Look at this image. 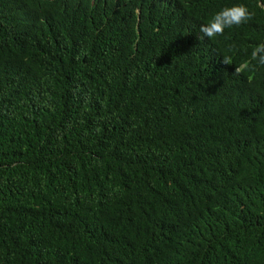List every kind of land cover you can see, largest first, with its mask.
Instances as JSON below:
<instances>
[{
  "label": "trees",
  "instance_id": "1",
  "mask_svg": "<svg viewBox=\"0 0 264 264\" xmlns=\"http://www.w3.org/2000/svg\"><path fill=\"white\" fill-rule=\"evenodd\" d=\"M262 43L264 0H0V264H264Z\"/></svg>",
  "mask_w": 264,
  "mask_h": 264
},
{
  "label": "clouds",
  "instance_id": "2",
  "mask_svg": "<svg viewBox=\"0 0 264 264\" xmlns=\"http://www.w3.org/2000/svg\"><path fill=\"white\" fill-rule=\"evenodd\" d=\"M253 14L249 12L245 5H233L224 7L215 13L207 24H202L199 32L202 34L201 39H212L216 36L223 35L226 28L239 26L252 19ZM252 59L256 60L259 65L264 66V43L257 45L252 52ZM223 63L227 64L225 60Z\"/></svg>",
  "mask_w": 264,
  "mask_h": 264
}]
</instances>
